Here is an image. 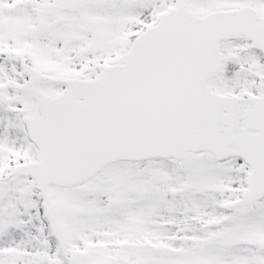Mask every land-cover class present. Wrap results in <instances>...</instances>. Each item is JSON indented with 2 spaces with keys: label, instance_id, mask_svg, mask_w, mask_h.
Masks as SVG:
<instances>
[{
  "label": "snow or ice",
  "instance_id": "1",
  "mask_svg": "<svg viewBox=\"0 0 264 264\" xmlns=\"http://www.w3.org/2000/svg\"><path fill=\"white\" fill-rule=\"evenodd\" d=\"M0 264H264V0H0Z\"/></svg>",
  "mask_w": 264,
  "mask_h": 264
}]
</instances>
